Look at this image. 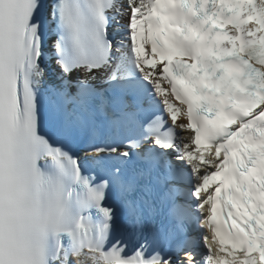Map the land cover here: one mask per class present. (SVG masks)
Listing matches in <instances>:
<instances>
[{"label": "snow or ice", "instance_id": "1", "mask_svg": "<svg viewBox=\"0 0 264 264\" xmlns=\"http://www.w3.org/2000/svg\"><path fill=\"white\" fill-rule=\"evenodd\" d=\"M0 264H264V0H0Z\"/></svg>", "mask_w": 264, "mask_h": 264}]
</instances>
